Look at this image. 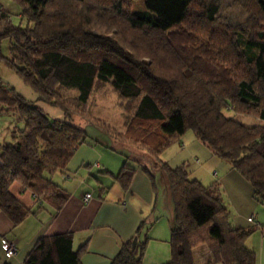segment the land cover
<instances>
[{
    "label": "trees",
    "instance_id": "obj_1",
    "mask_svg": "<svg viewBox=\"0 0 264 264\" xmlns=\"http://www.w3.org/2000/svg\"><path fill=\"white\" fill-rule=\"evenodd\" d=\"M14 1L25 25H13L0 9V61L38 100L68 113L60 91H75L74 103L84 106L95 88L108 85L130 109L133 145L158 158L190 131L264 206V0H143L144 10L133 12L127 0ZM118 23L135 38L113 32L109 39L106 27ZM4 40L9 57L1 52ZM0 116L13 119L10 140L0 143V213L15 227L40 207L24 208L9 185L16 181L59 209L67 192L52 176L63 174L86 134L48 118L1 80ZM236 116L262 123L244 126ZM141 171L155 187L153 174ZM158 172L172 209L164 264H196L192 250L200 244L208 249L205 264H257L244 244L251 230L229 223L217 182L203 186L182 166L161 161ZM133 173L123 165L113 178L126 190ZM142 226L134 247L132 239L122 244L109 264H140ZM79 254L69 234H55L37 239L22 264H80Z\"/></svg>",
    "mask_w": 264,
    "mask_h": 264
},
{
    "label": "crops",
    "instance_id": "obj_2",
    "mask_svg": "<svg viewBox=\"0 0 264 264\" xmlns=\"http://www.w3.org/2000/svg\"><path fill=\"white\" fill-rule=\"evenodd\" d=\"M7 118H4L7 122L4 136L10 134L13 126V119ZM2 141L5 142L2 139L0 143ZM107 144L113 151L105 146ZM179 144L180 148L185 147L184 143ZM200 144L190 143L188 146L205 161L213 159V154ZM88 145L89 147L83 144L77 146L63 174L54 173L52 176V180L67 192V199L59 209H54L44 201H38L16 181L9 185L8 192L24 208H40L35 215L28 216L15 227L0 213V241H11L16 248V254L8 260L3 257L0 248V264H22L37 239L55 234L70 235L72 251L80 249V264H109L120 246L135 236L140 223L143 226L137 235L138 240L143 241L145 238L140 264H164L169 260L168 239L172 209L169 195L158 172L159 161H163H158L142 150L145 160H155L150 163L152 166H131L126 164L125 159L112 155L116 154L115 143ZM219 160L222 162L218 164L216 161L215 164L221 173L218 176V173H214V176L216 175V181L222 190L224 202L228 205V200L237 201L242 198L249 209L245 218L240 219L241 225L238 223L234 227H242L243 223H254L255 218L252 223L246 221L254 208L250 186L227 162ZM191 164L198 165L194 159L183 161L180 165L187 173H194L193 168H190ZM123 165L134 169L126 190L113 178ZM142 167L148 169L155 179L159 176V185L155 183L153 187L148 176L141 171ZM85 194L90 195L86 203L82 200ZM145 228L147 230L144 233Z\"/></svg>",
    "mask_w": 264,
    "mask_h": 264
},
{
    "label": "rangeland",
    "instance_id": "obj_3",
    "mask_svg": "<svg viewBox=\"0 0 264 264\" xmlns=\"http://www.w3.org/2000/svg\"><path fill=\"white\" fill-rule=\"evenodd\" d=\"M127 2L128 12L144 10L143 0H127ZM0 6V9H3L5 13H8L13 25H25V20L20 17L21 8L14 0H0ZM112 25L114 26L106 27L107 30H109V32H107L109 39H114V33L119 34V39L124 38L127 40L128 38H135L134 33H130V31L121 24L118 23V26L115 24ZM118 29H121V31ZM93 33L96 34L95 32ZM1 52L4 57H9L7 40L1 42ZM142 61L148 62V58L145 57ZM0 80L5 86L11 88L29 103L41 109L48 118L63 120L83 129L86 134V138L83 142L85 147H89L88 144L92 143H115L117 146L114 147L116 154L112 155L115 157L118 156L122 160L125 159L126 164L128 165L136 166L139 164L141 166L150 167L152 166L150 163L155 161L153 158H150L152 159L150 162L145 160L143 158V149L132 144L136 143L133 142L132 139H136L137 134L128 130V123L131 118V113L128 112L130 109L126 111L122 108L125 106L124 102H121L116 93L108 85H102L95 88L92 91L88 102L84 106L74 103L73 99L76 96L75 91H60L58 96L59 99L64 101L67 105L66 108L68 113H66L63 109L54 104L38 100L31 89L23 84L16 75L5 66L3 61H0ZM224 114L226 116H233L230 111H224ZM7 117L9 116H4L3 118L0 117V141L3 139L5 142L10 140V134L4 136L6 133L5 125L7 124L5 119ZM7 119H11V117ZM235 119L244 126H253L262 123L257 119L246 116H236ZM17 127L21 128V123H18ZM178 143H184L185 147L180 148L181 146L180 144L178 145ZM190 143L200 144L190 131H186L180 140L170 144L166 151L159 155L157 160L159 161L161 159L163 162H166L170 168H175L181 166L180 164L183 161L189 162L194 159V162L196 164L198 163V165L191 164L192 167L190 168H193L192 171H194V173L188 172L189 178L199 181L203 186H208L213 182H217L214 173H218V176L220 175L221 170L215 163L218 161V164H220L222 161L217 159L214 155L212 156L213 159L205 161L197 154V152H193L192 147L188 146ZM127 145L130 147L128 148ZM105 146L109 150H112V147L109 144ZM136 160L138 163H136ZM159 179V176L155 179V183L158 185ZM227 202L228 205L225 207L228 211L229 223L232 226L238 225V223L241 225L240 219L245 218V215L249 212L246 202L244 199L242 200V198L241 200H228ZM252 203L254 208L251 211V216L255 218L254 223L249 225L243 223L242 227L239 228L251 230L250 234L245 239L244 244L256 255L257 264H264V232L259 228L260 226H264V206L255 200H253ZM253 225L257 228L253 229ZM208 254V249L205 244L197 245L192 250V255L194 256L196 264H205L204 262L208 257Z\"/></svg>",
    "mask_w": 264,
    "mask_h": 264
},
{
    "label": "built area",
    "instance_id": "obj_4",
    "mask_svg": "<svg viewBox=\"0 0 264 264\" xmlns=\"http://www.w3.org/2000/svg\"><path fill=\"white\" fill-rule=\"evenodd\" d=\"M89 199H90V195L89 194H85L83 196V198H82L84 203H86ZM246 221L248 223H252L253 222V217L252 216L248 217L246 219ZM0 248H1L2 252H3V257L6 260L12 258L16 254V248L14 246V243L11 242V241H6V240L2 239L0 241Z\"/></svg>",
    "mask_w": 264,
    "mask_h": 264
},
{
    "label": "water",
    "instance_id": "obj_5",
    "mask_svg": "<svg viewBox=\"0 0 264 264\" xmlns=\"http://www.w3.org/2000/svg\"><path fill=\"white\" fill-rule=\"evenodd\" d=\"M135 242H136V237H133V238H132V241H131V248L134 247Z\"/></svg>",
    "mask_w": 264,
    "mask_h": 264
}]
</instances>
